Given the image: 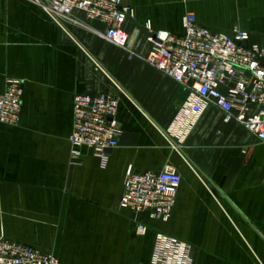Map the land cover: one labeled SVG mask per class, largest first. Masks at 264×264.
<instances>
[{"label":"crops","instance_id":"crops-1","mask_svg":"<svg viewBox=\"0 0 264 264\" xmlns=\"http://www.w3.org/2000/svg\"><path fill=\"white\" fill-rule=\"evenodd\" d=\"M123 4L134 9L123 21L127 48L105 37V21L81 10L64 29L40 2L0 0V94L7 79L23 81L19 123L0 122V237L60 264H150L164 231L192 244L193 264H264V142L211 103L174 147L167 129L190 89L146 60L147 25L182 34L189 11L216 32L246 29L264 47V0ZM98 92L119 101V144L104 163L85 146L73 155L69 141L75 96ZM167 164L181 174L167 219L119 206L129 165Z\"/></svg>","mask_w":264,"mask_h":264},{"label":"built area","instance_id":"built-area-1","mask_svg":"<svg viewBox=\"0 0 264 264\" xmlns=\"http://www.w3.org/2000/svg\"><path fill=\"white\" fill-rule=\"evenodd\" d=\"M43 4L49 16L64 29L73 11L107 23L105 37L127 48L129 32L123 26L134 9L123 0H35ZM184 32L159 29L147 25L152 46L146 60L155 68L189 87L187 98L178 108L167 134L174 147L190 135L209 104L224 112L226 121L234 119L264 142V47L250 41V32L235 28L233 33L216 32L200 24L194 12L183 17ZM247 41V45L243 42ZM98 69L105 71L94 57ZM118 89L122 86L113 79ZM23 81L7 79L0 94V122L17 125L22 109ZM118 98L107 92L94 95L79 93L74 98V125L69 136L72 154L88 147L107 160V150L119 144L121 128L116 119ZM181 174L170 164L158 171L126 170L125 190L119 206L134 211L150 212L153 217L167 219L171 215ZM147 226L139 223L138 233ZM0 264H60L59 258L19 241L0 237ZM150 264H193L192 244L164 231L156 234Z\"/></svg>","mask_w":264,"mask_h":264},{"label":"water","instance_id":"water-1","mask_svg":"<svg viewBox=\"0 0 264 264\" xmlns=\"http://www.w3.org/2000/svg\"><path fill=\"white\" fill-rule=\"evenodd\" d=\"M244 45H247V41H244L243 42ZM263 63H264V59H263ZM109 150V149H108Z\"/></svg>","mask_w":264,"mask_h":264}]
</instances>
